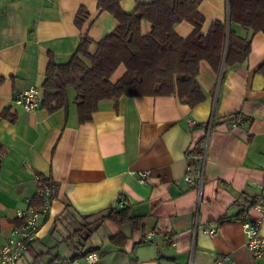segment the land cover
<instances>
[{
    "label": "crops",
    "instance_id": "crops-1",
    "mask_svg": "<svg viewBox=\"0 0 264 264\" xmlns=\"http://www.w3.org/2000/svg\"><path fill=\"white\" fill-rule=\"evenodd\" d=\"M99 1L0 0V241L19 223L17 210L29 206L46 180L49 209L17 264H50L90 249L98 252L100 264H219L224 255L238 264H264L246 248L240 223L244 214L260 217L253 205L264 197L261 32L231 23L250 40L248 58L220 74L200 60L205 98L195 106L175 95L121 96L99 102L91 119L79 123L71 88L68 106L51 113L41 105L25 111L12 102L30 86L42 98L50 59L68 62L84 36L93 52L115 29L117 20L98 9ZM148 2L119 0L125 13ZM79 7L88 11L81 28L74 22ZM198 11L206 33L212 21H227L228 0H202ZM149 30L150 23L142 21L141 34ZM174 30L184 38L193 25L182 21ZM124 71L118 65L111 81ZM237 116L241 124H234ZM188 150L205 155L195 167L203 170L200 192L194 181L183 179ZM142 170L149 174L144 183L136 177ZM119 200L128 204L120 206ZM113 208H126L133 222L104 217Z\"/></svg>",
    "mask_w": 264,
    "mask_h": 264
},
{
    "label": "trees",
    "instance_id": "trees-1",
    "mask_svg": "<svg viewBox=\"0 0 264 264\" xmlns=\"http://www.w3.org/2000/svg\"><path fill=\"white\" fill-rule=\"evenodd\" d=\"M201 2L150 0L125 13L119 0H100L98 9L112 14L118 25L97 42L93 52L92 41L84 36L68 62L56 64L50 59L42 84L41 107L49 113L66 108L69 88L75 92L73 102L79 123L91 119L99 102H116L121 96L175 95L190 106L202 102L205 95L198 82L199 61L208 62L218 74L223 67L246 61L250 40L237 34L231 23L264 34V0H228L229 22L214 20L206 33L201 30ZM87 17L88 11L79 7L74 19L76 26L81 28ZM142 21L150 23L145 35L140 32ZM182 21L193 25L192 32L184 38L174 30L175 24ZM120 64L125 71L112 82L110 77ZM259 69L264 75V63ZM2 115L8 116L5 111ZM47 184L43 180L39 187ZM42 202L41 197L33 196L29 205L38 207ZM104 217L117 224L133 222L126 208L110 209ZM84 229L82 226L78 232Z\"/></svg>",
    "mask_w": 264,
    "mask_h": 264
},
{
    "label": "built area",
    "instance_id": "built-area-1",
    "mask_svg": "<svg viewBox=\"0 0 264 264\" xmlns=\"http://www.w3.org/2000/svg\"><path fill=\"white\" fill-rule=\"evenodd\" d=\"M14 105H17L25 111H34L40 106V93L36 86H30L29 88L16 92L12 99ZM234 124H241V116H237L234 119ZM191 126H194V121H189ZM205 155L193 153L190 150L187 151L186 159L188 160L186 171L183 179L187 182H195V187L200 192L203 183V170L196 169V164L203 161ZM148 171L142 170L136 173V177L140 183H144L148 178ZM41 181L38 178V183ZM262 194H264V187H261ZM42 198L43 202L40 206H28L26 208H20L17 210L16 215L19 219V223L14 224L6 237V239L0 241V264H17L18 260L23 256L27 250L28 244L34 239L37 234L39 226V219L49 209V201L51 197V188L47 184L44 187L38 186L37 195ZM128 203L123 200L118 201V205L124 206ZM255 211L260 214L258 218H251L248 214H244L240 218V223L243 229L245 237V246L256 258H264V235L260 233V223L264 219V197L259 203L253 205ZM215 228H210L207 233L213 235ZM152 233L147 234V238L151 239ZM219 264H238L234 259L228 255H224L218 260ZM50 264H100V256L95 250L85 251L81 257L64 256L51 262Z\"/></svg>",
    "mask_w": 264,
    "mask_h": 264
},
{
    "label": "rangeland",
    "instance_id": "rangeland-1",
    "mask_svg": "<svg viewBox=\"0 0 264 264\" xmlns=\"http://www.w3.org/2000/svg\"><path fill=\"white\" fill-rule=\"evenodd\" d=\"M91 242H92V244H93V243H94V244H97V242H98V238H97V237H94V238L92 239ZM76 245L78 246V243H76ZM77 246H76V247H77ZM70 247H71V246H70ZM97 248H99L98 250H101L102 247H101V245H100V246L97 247ZM72 251H73V250H72ZM61 253H63V248H61L60 254H61Z\"/></svg>",
    "mask_w": 264,
    "mask_h": 264
},
{
    "label": "water",
    "instance_id": "water-1",
    "mask_svg": "<svg viewBox=\"0 0 264 264\" xmlns=\"http://www.w3.org/2000/svg\"><path fill=\"white\" fill-rule=\"evenodd\" d=\"M228 20H229V19H228V15H227V22H228Z\"/></svg>",
    "mask_w": 264,
    "mask_h": 264
}]
</instances>
